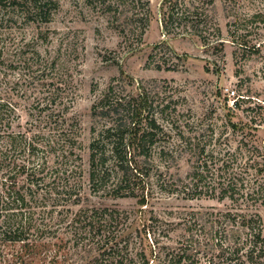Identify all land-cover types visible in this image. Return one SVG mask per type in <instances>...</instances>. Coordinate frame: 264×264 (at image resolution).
I'll use <instances>...</instances> for the list:
<instances>
[{"label":"trees","instance_id":"16d2710c","mask_svg":"<svg viewBox=\"0 0 264 264\" xmlns=\"http://www.w3.org/2000/svg\"><path fill=\"white\" fill-rule=\"evenodd\" d=\"M119 2L107 10L119 12L125 4ZM57 7L58 0H0V257L7 244H23L31 255L40 254L51 264H150L151 259L157 264L196 263L193 244H167L173 223L151 216L148 229L140 230L144 237L131 211L91 206L88 191L136 199L140 207L159 195L228 200L230 209L209 213L211 222L203 226L211 231L204 257L208 264H264V151H259L262 162L250 179L248 168L239 173L234 168L241 152L252 158L258 152L249 141L243 142L245 150L229 151L222 158L208 152L211 140H186L196 148L198 161L184 179L178 177L171 170L177 150L166 146L170 135L162 123L167 120L174 128L176 120L170 104L147 85L136 87L115 77L96 98L84 167L78 125L68 118L69 76L25 33L30 25L51 22ZM162 11L163 30L172 34L180 19L177 0H163ZM195 31L209 42L210 34ZM262 47L254 46V52ZM156 69L177 70V65L163 62ZM237 97L238 110L249 99ZM20 112L28 118L25 126L19 124ZM259 175L263 183L255 187L251 181ZM197 216L191 219L200 221ZM56 236L64 247L53 254Z\"/></svg>","mask_w":264,"mask_h":264},{"label":"rangeland","instance_id":"374dc122","mask_svg":"<svg viewBox=\"0 0 264 264\" xmlns=\"http://www.w3.org/2000/svg\"><path fill=\"white\" fill-rule=\"evenodd\" d=\"M123 1L124 6L115 12L107 8L116 7L119 0H58L51 22L25 29L27 39L35 38L41 54L69 76L73 104L68 118L78 125L84 167H88L91 107L113 78L123 77L133 86L147 85L164 104H170L174 128L167 120L162 123L170 135L166 146L177 150L171 170L178 177L184 179L198 161L196 148L187 146V141L211 140L208 152L226 158L229 151L244 149L247 140L258 152L253 158L241 152L234 168L238 173L248 168L251 179L262 162L259 151H264V0H213V5L207 0H177L180 19L176 30L167 35L162 24L163 0ZM197 28L205 37L210 34L209 42L195 33ZM259 44L263 47L255 53L253 48ZM163 62L177 65V70L156 69ZM233 90L249 99L241 109L235 108L238 97ZM22 117L19 124L25 126L28 118ZM262 180L259 175L251 183L256 187ZM85 195L91 206L131 211L139 231L148 229L151 216L173 223L167 244H193L195 264H208L202 252L211 232L203 229L211 222L209 213L231 207L228 200H188L180 195H159L143 207L136 199L105 198L88 191ZM196 215L201 218L198 222L191 219ZM59 238L53 239V254L64 247ZM1 251V264H51L40 254L31 255L23 244H7Z\"/></svg>","mask_w":264,"mask_h":264}]
</instances>
